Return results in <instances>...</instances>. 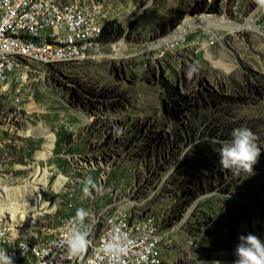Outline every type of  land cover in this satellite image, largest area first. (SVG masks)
I'll list each match as a JSON object with an SVG mask.
<instances>
[{
  "label": "rangeland",
  "instance_id": "1",
  "mask_svg": "<svg viewBox=\"0 0 264 264\" xmlns=\"http://www.w3.org/2000/svg\"><path fill=\"white\" fill-rule=\"evenodd\" d=\"M65 1L100 7L123 36L82 62L24 61L3 85L0 182L43 195L23 229L48 236L84 204L115 198L154 218L164 264H234L240 236L264 242V6L248 20L257 0ZM195 16L234 28L157 47ZM239 127L262 146L248 177L220 165Z\"/></svg>",
  "mask_w": 264,
  "mask_h": 264
},
{
  "label": "bare ground",
  "instance_id": "2",
  "mask_svg": "<svg viewBox=\"0 0 264 264\" xmlns=\"http://www.w3.org/2000/svg\"><path fill=\"white\" fill-rule=\"evenodd\" d=\"M37 1L38 0H22L20 4L9 13L3 24L4 34H1L2 42H11V40H13L16 43H24L25 46H36L40 44L56 54L72 52L76 47L81 49H91L100 45L98 40L102 31H97L96 35L90 33H78L75 36H70L67 40H63L61 37L57 36H44L41 33H33L31 31H18V25L26 17L28 9H34V5ZM258 7L259 4L256 3L253 9L254 11L251 13L248 20L254 16ZM74 9H76L79 15L83 16H90V14L93 16L101 15L100 7L94 5L85 6V4L79 2L65 0H49L48 3V11L57 10L58 15L72 16L74 14ZM213 22L204 16H195L194 18L185 17L172 34L167 35L163 40L158 42L157 47L171 45L183 38L187 32L198 27L208 29V26L216 25L230 30L234 28L224 20L217 21L216 24ZM89 54L90 53L45 56L44 54L27 53L26 50L0 52V129H2L1 124L8 116L4 109L2 88L9 79L7 78L8 74H11L10 66H15L18 63L23 64L24 61H34L50 66L63 63L82 62L89 57ZM15 70L16 69H13V73ZM30 132L31 130H27L25 134L30 135ZM44 137L50 141L54 140V135L51 133H47ZM4 143V140L0 137V171L2 170L4 163L9 159L4 152ZM28 186L29 183L25 182L22 186L11 191L9 190L10 188L7 189L3 186V183L0 182V200L6 201L0 202V217L8 223V228L12 230H24L23 227H26L23 223L24 219H26L28 215H38L40 213L38 211L41 207L38 206L36 201L30 199L25 200L22 198L23 196L20 195L25 191L33 193L40 191L39 187L33 186L31 189H28ZM109 205L110 208H118V205L115 202L110 203ZM82 208L90 213L89 219L84 221V227L91 225L90 239L93 243L89 249H92L97 243L98 235H100L101 231L105 228L104 216H107L108 214V207H95L91 203L84 204ZM129 214L132 217H126V214H119V221H123V228L121 229L123 232L128 233L129 236H138L139 226L130 225H144L148 229L146 230V238H148V246L150 250L146 251L147 261H143V264H164L159 237L153 236V233H157V226L154 219L146 216L137 217L131 211H129ZM74 218L75 216H70V224H73ZM35 230L37 231L34 232V234L30 232L27 233V230H24V233H22V240H24V244L27 248L26 251H31V256H39L38 248L49 247V240H46V236L41 233L44 231L43 227ZM35 246L38 248H35ZM7 247H17L16 236L7 237ZM82 258H89V250L82 255ZM46 264H80V257H70L67 254L65 256H59L56 260H50Z\"/></svg>",
  "mask_w": 264,
  "mask_h": 264
},
{
  "label": "built area",
  "instance_id": "3",
  "mask_svg": "<svg viewBox=\"0 0 264 264\" xmlns=\"http://www.w3.org/2000/svg\"><path fill=\"white\" fill-rule=\"evenodd\" d=\"M22 0H0V52L11 50H26L27 53L44 54L45 56L51 55H66V54H85L91 53L94 48L91 49H74L72 52H66L65 54H56L52 50H48L42 45L25 46L24 43H16L13 40L11 42H2L1 34L3 33V24L6 17L12 10L20 4ZM49 0H38L34 5V9H28L26 17L18 25V31H31L33 33H41L44 36H57L63 40H67L70 36H75L78 33H90L96 35L97 31H102L105 24L106 14L102 13L100 16H83L79 15L76 9L72 16L58 15L56 11H48ZM87 6V2H85ZM11 67V74H8L9 78L13 74V69L22 67V63H18ZM24 194V193H23ZM27 199L34 200L36 198H43L41 191L26 193ZM114 201H118V208L108 207V214L104 216L105 228L98 235L97 243L94 248L89 250V258L80 257V264H111L109 257L103 251L104 244L112 235V228L114 225H119L123 228V221H119V214H126V217H132L129 214V203L119 201L114 198ZM0 202H6L0 200ZM82 208V206L80 207ZM78 208V209H80ZM84 209V208H83ZM77 209L66 216L62 222L55 228V230L45 237L49 240V247L35 248L39 249V256H31V251H24L20 248L23 243L22 233L24 230H12L8 228V223L0 217V249L6 250L10 256L14 257V264H46L50 260H56L59 256L67 255L66 251L58 246V241L63 235H66L68 230L73 227L70 224V216H76ZM43 212L36 214V218L41 216ZM141 214V213H140ZM151 219L153 217L149 216ZM139 226L138 236H129L133 242L127 256L123 257L124 264H143L146 260V251L150 250L148 246V238H146V230L144 225H130ZM161 232L153 233V236L161 237ZM16 236L17 247H7V237Z\"/></svg>",
  "mask_w": 264,
  "mask_h": 264
},
{
  "label": "clouds",
  "instance_id": "4",
  "mask_svg": "<svg viewBox=\"0 0 264 264\" xmlns=\"http://www.w3.org/2000/svg\"><path fill=\"white\" fill-rule=\"evenodd\" d=\"M257 3L264 6V0H257ZM258 140L259 137L250 128L234 129L231 140L222 142L219 147L221 167L236 177L254 175L253 167L258 162L262 149ZM87 192L85 188V194ZM89 217L90 213L87 210L77 209L73 220L74 226L57 242L70 257L81 256L92 246L91 225L84 227V221ZM239 241L235 250L234 264H264V242L253 234L242 235ZM132 243L128 233L123 232L119 225H114L112 235L104 244L103 251L109 257L111 264H124L123 257L128 255ZM20 248L27 250L23 243ZM0 264H14V257L10 256L6 250L0 249ZM213 264H220V262L214 261Z\"/></svg>",
  "mask_w": 264,
  "mask_h": 264
},
{
  "label": "trees",
  "instance_id": "5",
  "mask_svg": "<svg viewBox=\"0 0 264 264\" xmlns=\"http://www.w3.org/2000/svg\"><path fill=\"white\" fill-rule=\"evenodd\" d=\"M123 36V30L115 22H106L98 40L100 44L115 42Z\"/></svg>",
  "mask_w": 264,
  "mask_h": 264
}]
</instances>
